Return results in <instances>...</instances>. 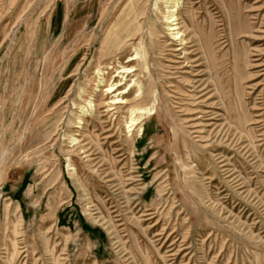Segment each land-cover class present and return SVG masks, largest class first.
<instances>
[{
  "label": "rangeland",
  "instance_id": "1",
  "mask_svg": "<svg viewBox=\"0 0 264 264\" xmlns=\"http://www.w3.org/2000/svg\"><path fill=\"white\" fill-rule=\"evenodd\" d=\"M174 5L0 0V264H264V0Z\"/></svg>",
  "mask_w": 264,
  "mask_h": 264
},
{
  "label": "bare ground",
  "instance_id": "2",
  "mask_svg": "<svg viewBox=\"0 0 264 264\" xmlns=\"http://www.w3.org/2000/svg\"><path fill=\"white\" fill-rule=\"evenodd\" d=\"M169 1H170V4H171V6H170L171 7V10H168V13L169 14H168V17H166L167 18V23L170 25V30H176L177 27H176V23H174V21L176 20L175 15H174L175 14L174 12L176 11V8L175 7L177 5H174V4H176L177 1H179V0H169ZM178 35H179V32L175 33L174 36L177 37ZM119 69H120V71L115 75V76H120L119 81L118 82H115V83H111V84H109V85L106 86V92H107V94L117 92L116 95L114 94L115 96L110 97V100H108V101H106L104 103V106L107 107V111L112 109V108H110V107H112V105H115L117 103H127V101L124 100V97L123 96H124V94H128L131 91V88H129V85L130 84L126 85L124 88H119V87L122 86L123 84H125L127 82V81L126 82H123V80H126V77L127 76H125V74L130 73L132 67H129L128 68V67H125L124 65H122V66H120ZM102 82H103L102 81V78H100L99 79V83H102ZM87 107L90 110L96 109V106L93 104V100H91V99H89L87 101ZM133 113H134V111L131 112V115H133ZM128 122H129V125L127 127H131V126H133V125H135L137 123V119L135 117L131 116L130 117V120Z\"/></svg>",
  "mask_w": 264,
  "mask_h": 264
}]
</instances>
